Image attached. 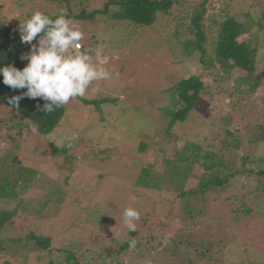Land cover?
<instances>
[{"label":"rangeland","instance_id":"374dc122","mask_svg":"<svg viewBox=\"0 0 264 264\" xmlns=\"http://www.w3.org/2000/svg\"><path fill=\"white\" fill-rule=\"evenodd\" d=\"M106 1L95 0L86 12L101 10ZM0 3L3 17L18 28L22 18L20 12L11 16L13 0ZM34 4L36 11L44 8L41 12L48 11L51 16L57 12L50 0H35ZM228 10L236 14L250 12L258 20L264 14V0H236ZM212 13L206 26L210 54L214 53L218 31L211 26ZM102 20L71 23L83 33L81 45L93 50L96 62L109 70L112 77L93 82L83 97L64 105V118L52 134L43 136L34 132L27 120L0 101L1 177L8 176L3 172L8 165L13 183L20 180L16 185L21 189L26 183L21 181V169L37 172L23 191V205L17 207L9 226L0 230V244L6 247L7 239H24L30 230L52 239L51 254L44 251L35 254L22 245L14 244L13 250L7 246L8 250L0 252V264H49L74 244H83L86 254L87 249L93 252L103 247L112 249L115 245H111V237L117 238L118 243L128 237L122 217L127 207L140 213L136 231H141L143 241L155 236L151 247L162 244L156 253H151V259L160 264H264V192L259 196L261 199L252 202L253 193L243 191L246 201L251 195L244 209L252 210L247 212L242 210L241 193L217 196L216 202L212 197L207 200L200 196L180 197L174 181L169 179L196 186L203 159L186 175L169 177L167 172L177 153L188 155L184 151L187 141L228 156L229 148L219 149L220 140L226 139L225 118L229 115L233 121L228 128L245 136L246 143L237 153L241 156L254 152L264 158V33L259 51L262 60L255 75L249 78L244 72L225 74L214 63L206 67L198 56L183 59L177 40L169 38L161 22L142 27L133 36L123 22ZM129 26L134 30L133 25ZM194 75L203 77L207 94L190 118L177 123L173 132L166 135L167 112L179 108L169 90L181 79ZM246 77L248 81L241 82ZM252 83L256 84L254 91L248 88ZM237 88L242 93H237ZM86 101L99 102L97 106ZM238 101L241 107L232 109ZM258 136V142L253 140L247 145L249 139ZM76 141L75 150L69 149L67 155L54 158L51 154L52 144L63 148ZM142 144L146 145L143 151ZM7 155L10 157L5 161ZM68 157L72 161L67 162ZM262 165L256 163L251 168L258 172ZM145 168L149 170L150 187L137 185ZM16 205L6 208L11 211ZM185 211H193L192 216ZM100 220L102 223L96 225L100 240L98 245L91 246L94 240L87 235L89 227ZM178 235L180 239L176 240Z\"/></svg>","mask_w":264,"mask_h":264},{"label":"trees","instance_id":"16d2710c","mask_svg":"<svg viewBox=\"0 0 264 264\" xmlns=\"http://www.w3.org/2000/svg\"><path fill=\"white\" fill-rule=\"evenodd\" d=\"M234 1L236 0H108L103 4L101 10L93 9L87 13L86 9L88 10L95 0H50L55 5L54 7L52 6L53 9H57L56 14L51 16L48 11L42 13L55 19L56 15L62 10L65 17L74 23H95L101 19H103L102 22L106 23L108 20H113V22L121 21L127 26L126 30L129 29V33L133 36L136 34V30L142 27H152L161 22L167 29L169 38L177 40V44L182 50L181 56L183 59L189 60L195 58L194 56H198L199 62L206 67L214 63L225 74L244 72L251 78L257 71L258 63L262 60L259 56V51L262 48L260 47V40L262 39V33H264V14L257 20L250 12L242 14L232 13L228 9L232 8ZM34 2L35 0H13L15 6L10 10L11 16H15L20 12L22 21L30 18L36 11ZM48 8L52 9L49 5ZM43 10L44 8L41 11ZM211 12H213V23L211 26L218 30L216 42L212 48L213 54H210L207 48L209 40L206 35V26L207 22L210 21L209 14ZM99 15L100 18L98 17ZM3 16V4L0 3V67L11 64L18 69H22L27 62L22 61L20 57L29 51V45L21 43L17 28L15 29L7 21L8 17L5 18ZM129 25H133L135 27L134 30H131ZM83 47L86 48L85 45ZM2 79V76H0V101L7 105L11 111L19 114L21 119L27 120L28 127L35 128L34 132L43 136L52 134L58 128L59 122L65 115V106L56 108L51 113H46L36 107L37 103H39L42 109L44 101L39 100V98L37 100L24 98L19 102L18 109L11 108L7 103V98L19 95L25 90L13 91L2 83ZM240 80L241 82H246L248 77ZM248 88L254 91L256 84L252 83ZM169 91H171L175 101L179 104V108L167 112L169 124L165 131L166 135L173 132L177 123L187 121L201 98L207 94L206 83L200 75L181 79ZM236 92L242 93L238 88ZM247 94L250 93L247 92ZM241 99L244 100V96ZM104 101L110 102L113 100ZM98 102L86 101V104L93 103L98 106ZM236 107H241L240 101L234 103L231 108L235 109ZM230 116L225 118L226 143L224 139L220 140L222 141V146L219 149V151H223L229 148L228 156L224 153L214 152L208 146L204 149L198 144L187 141L185 142L184 151L188 155L184 156L177 153L174 163L169 162L172 165L167 172L169 177L175 176V174L186 175L192 169L194 170L196 164H200L203 159L204 162L198 169L202 174L199 176L200 179L196 186L185 185L180 179H177V181L172 177L169 179V181H174L171 182L175 186L176 192H180V197L200 196L205 200L212 197L216 202L217 196L228 195L229 192L241 193L242 210L251 212L252 209L249 210L250 208L244 209L245 205L250 201L251 195L246 201L245 199L247 198L244 197L246 195H244L243 191L247 194L250 191L251 194L253 193L252 202L257 201L264 192V158L259 157L254 152H250V155L241 154V156L237 153V150L242 151L244 143H246L245 136L239 135L237 130L233 131L228 128L229 122L233 121ZM19 127L21 128V125ZM257 138L259 136L249 139L247 145L255 142L253 140L258 142ZM76 146L77 141L75 144L72 142L70 146L63 148L52 144L50 150L53 157L57 158L61 155H67L69 149L75 150ZM145 147L146 145L142 144L140 150L143 151ZM9 157L10 155H7L4 160L7 161ZM66 161H72V158L68 157ZM256 163L263 164L258 172L251 168ZM21 170L23 172L20 177L22 178L21 181L26 182L21 189H18V185H16L20 180L15 181V184L13 183L14 181L9 175L8 165H5L3 170L8 176L1 177L0 174V205H4L0 207V230H4L9 226L10 221L16 215V211H18L17 207L23 205L21 198L23 191L31 185L32 178L37 174V172L29 168ZM18 174L20 175V170ZM148 174L149 170L145 168L143 174L139 176L138 186L145 185L150 187ZM226 200L229 199L226 198ZM13 203H17L13 210L10 211L6 208V206ZM188 206L189 203L186 204L187 210ZM185 212L192 216L193 211ZM108 222H111V220L108 219ZM100 223H102L101 220L91 224L92 226L89 227L90 232L87 235L94 240L91 246H93V243L98 245V240H100L101 233L96 226ZM140 233L141 231L129 232L127 239L122 243H118L117 238L111 237V245H115L114 248L99 247V252L87 249L88 254L82 250L83 244H78V246L74 244L71 249H65L61 252L58 260H51L49 264H156V262L160 264L157 259H151V253H156L157 248H160L162 244L158 243L156 247H151L150 242L155 241L157 238L151 236L150 241L144 242V238L140 236ZM111 235L114 234L112 233ZM132 238L136 239L137 244L135 249L129 250L128 241ZM179 239L180 236L178 235L176 240ZM4 244L6 247L0 244V252L8 250L7 246L11 248L10 250H13L12 246L16 244L17 246L22 245L24 249L35 254H39L40 251L48 252V254L52 253V239L38 235L33 230H30L24 239H7ZM149 254L150 256L148 257ZM23 258L25 260L28 259V255L23 256ZM38 259L41 260V257H38Z\"/></svg>","mask_w":264,"mask_h":264},{"label":"clouds","instance_id":"9594fccd","mask_svg":"<svg viewBox=\"0 0 264 264\" xmlns=\"http://www.w3.org/2000/svg\"><path fill=\"white\" fill-rule=\"evenodd\" d=\"M17 31L21 43L29 45V51L20 57L22 61H27L26 66L22 69L11 64L0 67V76L5 86L13 91L25 90L7 98L11 108L18 109L19 102L24 98H39L45 103L42 109L37 103V109L51 113L72 99L83 97L93 82L112 77L109 70L96 62L92 49L83 50L80 43L83 33L72 25L62 10L55 19L35 11L30 18L20 21ZM73 138H76V134H73ZM132 199L136 198L133 196ZM122 217L128 232H135L137 221L140 220L139 211L127 207ZM128 244L129 250H132L137 241L132 238Z\"/></svg>","mask_w":264,"mask_h":264},{"label":"built area","instance_id":"2783aa9c","mask_svg":"<svg viewBox=\"0 0 264 264\" xmlns=\"http://www.w3.org/2000/svg\"><path fill=\"white\" fill-rule=\"evenodd\" d=\"M82 48V47H81Z\"/></svg>","mask_w":264,"mask_h":264}]
</instances>
